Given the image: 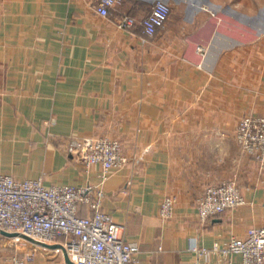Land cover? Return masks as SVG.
Returning a JSON list of instances; mask_svg holds the SVG:
<instances>
[{"label": "crops", "instance_id": "crops-1", "mask_svg": "<svg viewBox=\"0 0 264 264\" xmlns=\"http://www.w3.org/2000/svg\"><path fill=\"white\" fill-rule=\"evenodd\" d=\"M97 1L0 0V174L100 186L103 211L139 244L135 264L241 262L213 249L264 226V171L236 139L243 117H264V24L252 2L162 0L170 17L147 37L157 0H121L108 17ZM126 16L130 29L118 26ZM88 137L119 140L127 158L103 183L70 147ZM232 179L246 204L202 221L205 189ZM19 253L0 244V264ZM55 262L67 264L62 253L33 264Z\"/></svg>", "mask_w": 264, "mask_h": 264}, {"label": "built area", "instance_id": "built-area-1", "mask_svg": "<svg viewBox=\"0 0 264 264\" xmlns=\"http://www.w3.org/2000/svg\"><path fill=\"white\" fill-rule=\"evenodd\" d=\"M97 2V12L108 17L121 0ZM170 14V6L157 0L143 21L145 35L155 36L164 28ZM134 23L133 17L126 16L118 26L130 29ZM236 139L242 151L264 171V117H243L237 126ZM70 145L86 172L100 166L102 183L109 178L112 169L127 164L122 144L117 139L88 137L73 140ZM104 199L100 186L46 187L42 179L18 180L0 174V230L16 234L9 239L13 242L11 245L22 252L13 257V263L33 264L38 253L50 257L63 254L59 248L45 246L59 244L74 264H135L139 244L124 240V227L103 211ZM245 204L236 179L227 180L205 189L198 214L202 221H207ZM82 205L88 208L90 215L80 214ZM175 207L176 197L166 196L160 205V216L172 219ZM213 251L226 256L239 254L242 258L239 263L227 261L225 264H264V226L248 229L244 237L232 235L226 247H215ZM200 252L207 254L210 250L202 248Z\"/></svg>", "mask_w": 264, "mask_h": 264}, {"label": "rangeland", "instance_id": "rangeland-1", "mask_svg": "<svg viewBox=\"0 0 264 264\" xmlns=\"http://www.w3.org/2000/svg\"><path fill=\"white\" fill-rule=\"evenodd\" d=\"M242 3L244 5H250V3L252 2L253 5V16L254 14H257V18L260 21V24H264V0H241ZM256 8V9H255ZM11 243L13 244V242H11V240L9 238H5V237H0V244H4L5 246H9L11 245ZM12 246V245H11ZM25 251L26 248H24ZM50 264H60V263H50Z\"/></svg>", "mask_w": 264, "mask_h": 264}, {"label": "water", "instance_id": "water-1", "mask_svg": "<svg viewBox=\"0 0 264 264\" xmlns=\"http://www.w3.org/2000/svg\"><path fill=\"white\" fill-rule=\"evenodd\" d=\"M0 235L3 236V237H6V238H12V237H15V236H16V234H13V233H7V232H5V231H1V230H0ZM45 246L48 247V248H50V249H57V248L61 249L62 252H63V256H64L65 261L67 262V264H74V263L69 259L66 250H65L61 245H59V244L48 245V244H47V245H45Z\"/></svg>", "mask_w": 264, "mask_h": 264}]
</instances>
